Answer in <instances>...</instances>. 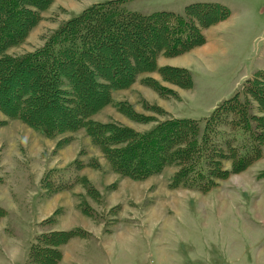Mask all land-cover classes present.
Segmentation results:
<instances>
[{
	"label": "rangeland",
	"instance_id": "obj_1",
	"mask_svg": "<svg viewBox=\"0 0 264 264\" xmlns=\"http://www.w3.org/2000/svg\"><path fill=\"white\" fill-rule=\"evenodd\" d=\"M103 1L52 0L24 40L7 51L21 55L42 46L62 22ZM200 1L222 3L231 11L229 17L212 24L217 27L224 21L222 49L218 36H212L213 40L206 36L211 25L203 29V42L174 55L159 53L156 63L179 67L161 62L214 50L219 53L213 67L208 70L198 63L194 73L187 67L193 76L190 86L166 78L160 70L143 72L130 86L114 90L112 102L93 119L125 125L137 133L169 117L193 118L203 124L215 108L209 107L212 101L239 92L242 99L251 98L248 101L257 116L251 117V125L258 127L264 142V117L258 119L264 110L255 98L244 94L246 79L257 70L264 71V0H127L125 7L144 14L183 13L188 4ZM263 76L258 74L264 83ZM232 88V93H226ZM127 103L136 113L123 110ZM0 121V206L12 209L4 222L0 220V264H34L21 246L20 253L4 254L1 242L6 239L11 244L8 233H14L26 250L41 231L72 228H80L84 235L67 240L56 264H264V145L260 156L235 169L233 155H239V148L220 143L225 156L213 170L212 183L196 187L174 184L179 167L172 163L142 179L118 173L85 127L51 137L2 110ZM225 123L223 136L231 139L234 133L242 138L233 132L230 121ZM94 160L100 167L92 166ZM73 167L72 175L76 172L90 182L79 180L51 195L41 187L47 170Z\"/></svg>",
	"mask_w": 264,
	"mask_h": 264
},
{
	"label": "trees",
	"instance_id": "obj_2",
	"mask_svg": "<svg viewBox=\"0 0 264 264\" xmlns=\"http://www.w3.org/2000/svg\"><path fill=\"white\" fill-rule=\"evenodd\" d=\"M51 1L0 0V110L9 117L20 118L51 137L85 127L113 170L137 179L172 163L179 167L174 184L208 187L213 170L225 156L220 143L239 148V155H233L235 169L260 156L264 142L258 127L251 125V117L257 116L248 101L251 98L242 99L239 92L215 106L203 124L193 118L169 117L137 133L128 126L92 118L112 102L114 90L130 86L143 72L160 70L170 80L192 85L189 69L159 67L156 58L159 53L174 55L203 42V29L229 17L228 6L200 1L188 4L183 13L161 10L144 14L127 10V0H106L62 22L42 46L21 55L10 54L8 48L24 40ZM258 74L264 75V71L257 70L255 79H246L244 94L255 98L264 110V83ZM151 82L157 85V81ZM125 106V112L136 113L129 103ZM259 116L262 121L264 116ZM228 120L242 138L234 133L231 139L223 136L222 127ZM92 166L100 167L99 161L94 160ZM74 170H47L41 187L51 195L79 180L90 182L76 172L72 175ZM83 211L91 215L86 208ZM6 212L0 206V219ZM81 235L80 228L41 231L30 243L28 260L56 264L67 240Z\"/></svg>",
	"mask_w": 264,
	"mask_h": 264
},
{
	"label": "crops",
	"instance_id": "obj_3",
	"mask_svg": "<svg viewBox=\"0 0 264 264\" xmlns=\"http://www.w3.org/2000/svg\"><path fill=\"white\" fill-rule=\"evenodd\" d=\"M224 21H222V22H220V23H218L216 26L217 27H214L213 25L211 26V27H209V29H207L206 31H205V33H206V36H207V38H208V40H213L214 39V37H212V36H218V38L219 39H217V40H219V44H218V46H219V50L220 49H222L221 48V40H222V27H221V24L223 23ZM192 53V52H191ZM193 53H195V52H193ZM208 53H209V55H208ZM218 53L219 52H216V51H209V52H202V54H193L194 55V57L193 56H191V58H188V57H186V58H182L183 60H179V61H177V62H173V61H170V62H165L164 64H162V62H161V65H165V64H170V65H172V66H179V67H185V68H189L190 70H192V72L194 73V71H193V69H194V67L199 63V65L201 66H205L206 68H208V70L210 69V67H213V65H214V63H215V58L217 57V55H218ZM190 54V53H189ZM205 54H207V56L209 57V59L208 58H205ZM206 56V57H207ZM205 59H207V61H208V63H207V61L205 62ZM245 79L248 77V76H243ZM235 88H236V86H235ZM238 88V87H237ZM235 89L234 88H232V89H230V90H228L226 93H232L233 91H234ZM224 97V96H223ZM220 98V97H219ZM228 98V97H227ZM222 99V98H221ZM221 99H216V100H214V101H212L211 102V104H210V108H213V107H215L220 101H221ZM225 99V98H224ZM2 207H4V206H2ZM5 209H6V211L7 212H9V213H12V209L10 208V211H9V209L7 208V207H4ZM13 208V207H12ZM7 212H6V214H7ZM8 216V215H7ZM6 216H4V217H2L0 220L1 221H3L4 222V218H5ZM7 238V237H6ZM8 240H10L11 241V244H9V245H7V242H6V239H4V243H2L1 242V246H2V248H4L5 249V253L4 254H7V255H9V256H12V255H14V254H17V253H20V252H18L17 250H18V248H20L19 246H21L22 248H23V252L25 253V256L27 257V254H28V251H29V247H30V244H29V246H28V248L25 250V247L22 245V244H20L19 242H18V240H17V238H16V236H15V234L14 233H8V238H7ZM13 239V240H12ZM31 243V242H30ZM1 248V247H0ZM63 249H65V246H64V248ZM7 251V252H6ZM22 252V253H23ZM2 260H5V258H2ZM0 262H1V260H0Z\"/></svg>",
	"mask_w": 264,
	"mask_h": 264
}]
</instances>
